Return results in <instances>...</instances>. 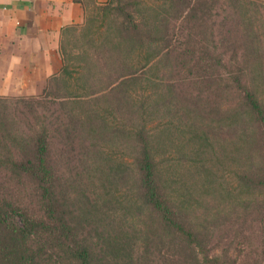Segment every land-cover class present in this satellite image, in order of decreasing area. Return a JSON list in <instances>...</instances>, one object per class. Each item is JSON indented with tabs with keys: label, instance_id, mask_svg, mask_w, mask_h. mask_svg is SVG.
<instances>
[{
	"label": "rangeland",
	"instance_id": "obj_1",
	"mask_svg": "<svg viewBox=\"0 0 264 264\" xmlns=\"http://www.w3.org/2000/svg\"><path fill=\"white\" fill-rule=\"evenodd\" d=\"M133 1L114 4L126 12ZM181 1L143 0L142 5L149 27L155 17L164 23L171 41L156 47L172 50L171 59L145 62L146 50H140L129 66L121 65L106 38L114 36L111 20L88 32L66 31L61 47L66 74L61 76V68L37 95L7 97L10 120L23 138L48 130L60 174L79 176L77 192L87 196L76 205L84 227L88 219L80 207L90 204L96 216L102 207L110 208L115 231L158 227L156 215L137 196V163L143 158L141 141L147 140L167 195L189 210L194 222H219L209 225V256L218 257L216 264H264V191L240 183L245 172L264 176L262 134L244 106L247 90L264 103V0ZM96 7L88 2L86 16H94ZM29 99L40 102L34 111L27 107ZM65 124L74 128L71 144ZM8 186L20 204L32 206L28 196L34 188L24 183L23 188L0 170V194ZM75 196L69 195L73 202ZM28 208L40 213L37 205ZM129 238L136 264L191 260L167 239L162 244L156 237ZM121 256L129 264L124 252ZM42 264L55 263L45 258Z\"/></svg>",
	"mask_w": 264,
	"mask_h": 264
},
{
	"label": "trees",
	"instance_id": "obj_2",
	"mask_svg": "<svg viewBox=\"0 0 264 264\" xmlns=\"http://www.w3.org/2000/svg\"><path fill=\"white\" fill-rule=\"evenodd\" d=\"M230 1L232 4L243 2ZM178 2L181 5L185 3L181 0ZM114 3L115 0H108L104 5L97 6L95 15L86 18L81 30L91 31L97 22L103 24L111 20V23H115L114 36L106 38L118 52L119 62L124 66L130 65L129 59L133 53L143 50L147 54L145 62L162 59L164 56L171 59L172 50L163 53L156 47L162 42L168 45L171 41L163 28L164 23L155 17L153 27L146 24L143 0H134L131 8L127 6L126 12L124 7L119 8ZM205 59L202 57V60ZM199 62L202 65L201 59ZM62 69L61 76H64L68 66L63 65ZM62 80L63 78L57 79V82ZM236 81L245 92L246 87L240 76ZM244 102V106L258 122L262 134L260 147L264 148V103L250 90L246 91ZM11 105L9 98L0 97V170L17 178L20 186L23 183L24 186L31 185L35 194L28 196L32 206H23L15 189L10 186L3 188L0 194V264H42L45 258L47 262L50 260L55 264H107L111 260L109 255H113V264H126L121 256L122 252L126 254L129 264H136L131 256L134 246L129 234L149 239L156 237L158 242L163 240L160 242L162 244L166 239L168 243H176L186 259L191 258L188 264L218 262V257L209 256L208 245L211 238L209 225L217 227L219 222H194L189 210L177 205L167 195L147 140L141 141L143 158L137 163V196L142 205L150 208L156 215L158 227L135 228L131 231L116 228L118 230L115 231L114 226H111V216L107 213L110 208L102 207L101 213L96 216L97 211L94 212L91 204L80 207L82 214L88 219L84 227L78 219L79 209L76 208L87 197L84 193L77 192L79 176L70 179L60 174L61 165L53 155L52 136L46 128L33 132L28 138L18 135L15 123L10 120ZM38 105L40 102L36 99H29L27 103L30 111H34ZM71 122L75 126L79 124ZM64 130L66 141L71 144L74 128L65 124ZM252 176L250 172L243 173L240 177L242 186L249 190L259 188L264 191V176ZM70 194L76 195L74 202L69 197ZM36 205L40 210L39 214H33L28 208ZM112 235H120V239ZM151 241L154 242V239ZM184 263L187 264L185 259Z\"/></svg>",
	"mask_w": 264,
	"mask_h": 264
},
{
	"label": "crops",
	"instance_id": "obj_3",
	"mask_svg": "<svg viewBox=\"0 0 264 264\" xmlns=\"http://www.w3.org/2000/svg\"><path fill=\"white\" fill-rule=\"evenodd\" d=\"M0 0V97L34 96L62 68L66 31L82 29L88 2Z\"/></svg>",
	"mask_w": 264,
	"mask_h": 264
}]
</instances>
